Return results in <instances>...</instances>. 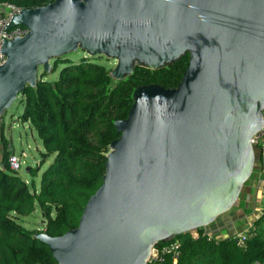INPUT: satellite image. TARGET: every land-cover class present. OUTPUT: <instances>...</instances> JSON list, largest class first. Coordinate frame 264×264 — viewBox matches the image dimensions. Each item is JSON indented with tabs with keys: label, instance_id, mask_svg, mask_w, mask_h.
<instances>
[{
	"label": "water",
	"instance_id": "95a60500",
	"mask_svg": "<svg viewBox=\"0 0 264 264\" xmlns=\"http://www.w3.org/2000/svg\"><path fill=\"white\" fill-rule=\"evenodd\" d=\"M15 26L27 32L1 38L0 116L39 69L76 50L114 59V80L188 54L174 87L132 90L77 226L33 235L57 264H146L154 243L234 205L262 124L264 0H51L11 13L3 29Z\"/></svg>",
	"mask_w": 264,
	"mask_h": 264
},
{
	"label": "trees",
	"instance_id": "16d2710c",
	"mask_svg": "<svg viewBox=\"0 0 264 264\" xmlns=\"http://www.w3.org/2000/svg\"><path fill=\"white\" fill-rule=\"evenodd\" d=\"M50 1L0 0V4L26 9ZM65 56L51 60L48 73L61 66L55 80H45L47 73L39 72L35 85H26L18 95L22 105L19 118L40 138V160L50 157L51 161L35 190L9 168L11 151L6 148L0 158V264H57L47 246L33 235L58 236L77 226L87 199L101 184L108 145L119 135L113 122L126 117L132 90L138 86L131 84V74L114 80L91 58L73 62ZM187 64L185 53L154 82L174 87ZM39 168L36 166L35 172ZM32 171L29 167L28 172ZM35 205L43 218L41 231L28 229L17 220L30 215ZM263 218H258V223ZM197 230L196 237L185 232L171 238L179 241L178 253L175 259L167 254L163 264H264V236L259 233L216 239L202 235V228Z\"/></svg>",
	"mask_w": 264,
	"mask_h": 264
},
{
	"label": "rangeland",
	"instance_id": "374dc122",
	"mask_svg": "<svg viewBox=\"0 0 264 264\" xmlns=\"http://www.w3.org/2000/svg\"><path fill=\"white\" fill-rule=\"evenodd\" d=\"M3 11V6H0V13ZM80 57L91 58L92 61L102 64L108 71L116 63L114 59L106 58L103 55L89 57L80 50L68 53L65 56V58L73 62L77 61ZM60 67L58 66V69L53 73H47L44 79L49 81L55 80ZM166 73V67L148 71H141L135 68L130 75V82L134 86L155 83L154 81L158 76ZM19 100L20 98L17 96L11 106L0 117V158L6 148L12 151L20 161L16 174L30 189L34 187L35 190H38L41 172L50 163L51 158H47L44 162L43 159L40 160V153L43 152L41 140L29 123L20 120L19 115L22 110V105ZM254 154L257 155L256 149H254ZM256 155L254 158V167L257 163ZM36 166H40V168L35 172ZM29 167L33 168L32 172H26V168ZM253 169L249 177L243 182L234 205L226 212L217 216L211 223L204 226L202 231H206L213 238H220L224 234L233 236L237 233H259L261 236H264V218L258 223V218L264 217V199H259L257 203L255 202L256 197L261 193H258L256 189V173ZM250 198L253 199L252 202L249 200ZM253 202L258 205L260 212H262L256 219H254V214L257 212L252 213V216L249 215L252 212L251 207ZM17 220L28 229L41 231L43 228V218L37 205H35L34 211L30 215L17 217Z\"/></svg>",
	"mask_w": 264,
	"mask_h": 264
},
{
	"label": "built area",
	"instance_id": "2783aa9c",
	"mask_svg": "<svg viewBox=\"0 0 264 264\" xmlns=\"http://www.w3.org/2000/svg\"><path fill=\"white\" fill-rule=\"evenodd\" d=\"M0 6H3L4 11L0 13V43L1 38L3 39H11L13 37H20L23 36L27 32V28L24 26H15L13 28H10L9 30L3 29L11 15V13L18 11L19 9L14 7L10 4H0ZM3 61V56L0 55V62ZM261 127L256 132H254L250 138V144L254 149L257 150V163L255 164V167L253 166V170H255L256 173V189L258 193L260 192L261 198L264 199V106L262 108L261 112ZM7 162L9 165V168L11 170L16 171L19 167V159L16 155L13 153H10L7 157ZM259 214L260 210L258 209ZM194 232V233H193ZM189 235L191 237H196L199 233L197 229H193L188 231ZM202 235L206 236L207 238H212L210 234L207 232H202ZM228 235L224 234L220 238H224ZM242 234H237L233 237L236 239L238 237H242ZM219 239V238H216ZM180 244L178 240H170L167 242H164L160 245L157 243H154L152 247L150 248V253L146 259V264H163L165 261V256L169 253H171L174 257V259L177 256L178 248Z\"/></svg>",
	"mask_w": 264,
	"mask_h": 264
},
{
	"label": "crops",
	"instance_id": "0c3cea01",
	"mask_svg": "<svg viewBox=\"0 0 264 264\" xmlns=\"http://www.w3.org/2000/svg\"><path fill=\"white\" fill-rule=\"evenodd\" d=\"M11 153H12V151H11ZM257 158H258V156H257ZM259 199H262L261 198V195H259V196H257L256 197V203H257V201L259 200ZM249 200H251V202L253 201V199H249ZM256 203H254L253 202V204H252V207H251V214H249L250 216H252L253 214L252 213H254V212H257L258 211V209H259V207H258V205L256 204ZM259 215H261V214H259V212H257V213H255L254 214V219H256V217H258ZM247 218H249V217H247ZM244 231V230H243ZM204 232H206V231H204ZM237 234H239V233H237ZM236 234V235H237ZM243 236H248V235H252V234H242ZM223 235H221L220 237H222ZM233 236H235V235H233Z\"/></svg>",
	"mask_w": 264,
	"mask_h": 264
}]
</instances>
